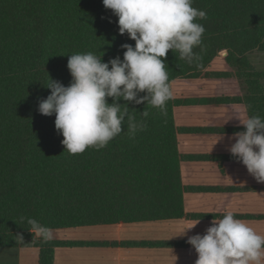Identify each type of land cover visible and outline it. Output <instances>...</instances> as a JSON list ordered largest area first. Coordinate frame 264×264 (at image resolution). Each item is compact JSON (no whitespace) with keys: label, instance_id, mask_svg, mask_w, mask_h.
<instances>
[{"label":"trees","instance_id":"1","mask_svg":"<svg viewBox=\"0 0 264 264\" xmlns=\"http://www.w3.org/2000/svg\"><path fill=\"white\" fill-rule=\"evenodd\" d=\"M192 7L207 15L195 20L205 28L201 45L193 49L200 59L188 64L169 50L162 58L168 84L199 74L227 50L225 59L244 85L249 115L264 118V74L248 58L264 51V0H193ZM117 19L102 0H0V247L37 246L40 264H53L54 249L66 243L37 237L22 217L53 231L183 215L175 99L161 115L150 104L120 98L117 102L127 104L135 122L146 128L130 137L126 117L123 131L105 147L75 155L61 143L55 114L38 111L51 91L49 77L69 85L71 54L91 52L102 62L123 59L120 46L135 41L118 32Z\"/></svg>","mask_w":264,"mask_h":264},{"label":"clouds","instance_id":"2","mask_svg":"<svg viewBox=\"0 0 264 264\" xmlns=\"http://www.w3.org/2000/svg\"><path fill=\"white\" fill-rule=\"evenodd\" d=\"M102 3L118 17V32L127 33L135 44H122L123 59L116 56L107 62L91 52L71 54L67 60L72 77L69 85L49 77L46 86L50 94L38 103L39 113L55 114L54 126L63 136L61 143L72 155L83 153L88 147H105L123 131L121 125L126 117L130 137L138 128H146V123L135 122L127 104L117 102L120 98L150 104L161 115L167 114L166 102L172 92L162 58H166L169 50L178 52L179 58L188 64L200 59L193 49L201 45L205 28L195 20L207 19V15L192 7L193 0H102ZM141 92L145 95H138ZM108 97L112 98L111 104ZM142 115L147 117L148 112L143 111ZM237 118L244 130L227 137L234 140L228 151L258 182H264V118L259 115ZM223 139L219 135L215 143ZM21 219L27 220L32 234L44 240L52 238L51 230L37 220ZM196 223L198 220L181 235ZM17 236L23 242L22 235ZM187 243L197 253L194 264L264 262V235L236 219L232 211H226L222 218H213L203 235L188 236Z\"/></svg>","mask_w":264,"mask_h":264},{"label":"crops","instance_id":"3","mask_svg":"<svg viewBox=\"0 0 264 264\" xmlns=\"http://www.w3.org/2000/svg\"><path fill=\"white\" fill-rule=\"evenodd\" d=\"M225 51H219L199 74L177 77L169 85L176 101L172 113L183 215L51 230V240L66 243L54 249L53 264H194L197 253L187 243L188 236L203 235L213 218H222L226 211L264 235V182L228 151L234 140L227 137L244 130L237 117L250 115L242 101L244 85L222 55ZM255 53L248 58L264 74L261 62L256 67ZM219 135L224 139L215 143ZM0 264H40V249L0 247Z\"/></svg>","mask_w":264,"mask_h":264},{"label":"rangeland","instance_id":"4","mask_svg":"<svg viewBox=\"0 0 264 264\" xmlns=\"http://www.w3.org/2000/svg\"><path fill=\"white\" fill-rule=\"evenodd\" d=\"M256 52V53H255ZM252 53H255L254 54V56L256 57V59H257V62H256V67L258 66V63L259 62H261L263 65H264V54H262V53H259V51L258 50H255V51H253ZM251 54V53H250ZM253 55V54H252ZM251 55V56H252ZM250 56V57H251ZM262 56H263V58H262ZM264 79H262L261 81H263ZM264 88V87H263Z\"/></svg>","mask_w":264,"mask_h":264}]
</instances>
